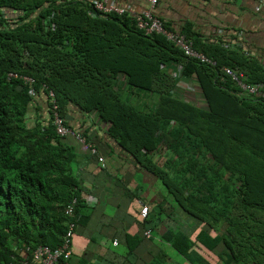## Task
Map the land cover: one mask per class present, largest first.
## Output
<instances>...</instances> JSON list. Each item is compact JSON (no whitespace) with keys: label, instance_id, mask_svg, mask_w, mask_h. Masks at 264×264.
<instances>
[{"label":"trees","instance_id":"16d2710c","mask_svg":"<svg viewBox=\"0 0 264 264\" xmlns=\"http://www.w3.org/2000/svg\"><path fill=\"white\" fill-rule=\"evenodd\" d=\"M182 32L214 63L189 58L164 35L138 28L134 17L99 11L92 2L0 0V264H20L22 251L30 258L39 245L55 248L68 223L85 225L90 213L81 194L90 189L80 184L73 148L49 121L28 124L31 84L7 80L8 72L31 76L36 91L45 84L66 119L71 105L83 113L81 123L94 114L134 162L149 164L170 200L158 201L157 218L143 225L153 229L161 219L179 218L180 210L189 213L190 230L163 233L188 261L209 264L200 256L206 251H198L205 246L219 249L228 264H264V98L240 94L223 67L263 88L264 68L234 48ZM122 76L132 95L157 93L152 111L140 97L136 104L125 99L117 85ZM180 78L198 82L206 107L175 93ZM155 150L166 159L152 162ZM203 222L208 228L192 239ZM141 234L125 233L136 239L126 243L129 250Z\"/></svg>","mask_w":264,"mask_h":264},{"label":"crops","instance_id":"0c3cea01","mask_svg":"<svg viewBox=\"0 0 264 264\" xmlns=\"http://www.w3.org/2000/svg\"><path fill=\"white\" fill-rule=\"evenodd\" d=\"M108 2L115 5L130 4L135 12L148 7L145 0ZM154 12L169 28L176 31L188 29L206 45L220 43L224 47L234 48L246 57L257 60L264 68V0H159ZM124 82V78L119 77L117 85L123 96L129 98L131 94ZM133 92L136 94V91ZM69 108L72 113L68 114L67 120L75 131L85 134L87 140L81 143L73 134H68L63 137V142L73 148L81 186L86 185L90 189L81 193L90 213L85 225L79 227L73 238L68 264H157L160 259H164L166 264H179L167 254L165 246H171L163 238V233L168 228L182 226L190 230L195 223L194 218L180 210L179 218L161 219L149 235L143 231L141 242L134 250H129L128 241L134 245L136 239L126 240L125 233L130 236L138 234L142 223L147 224L157 218L154 209L157 202L166 204L170 196L151 172L149 164L134 162V158L107 135L106 126L94 114H87L88 120L81 123L83 113L73 105ZM26 117L32 124L36 121L45 124L49 120V104L44 92L40 91L33 97L27 106ZM92 146H95L96 153H93ZM98 156L103 157L102 163L98 161ZM148 158L160 163L166 159V155L155 150ZM136 189L140 190V195L134 191ZM138 201L148 204L150 208L145 220L138 216ZM205 227L203 223L198 225L192 237ZM204 249L202 247V251ZM198 251H201V247ZM180 255L187 260L183 253ZM206 255L207 252L205 257L200 254L209 264H215L219 249L214 251L213 260ZM220 262L228 264L224 259Z\"/></svg>","mask_w":264,"mask_h":264},{"label":"built area","instance_id":"2783aa9c","mask_svg":"<svg viewBox=\"0 0 264 264\" xmlns=\"http://www.w3.org/2000/svg\"><path fill=\"white\" fill-rule=\"evenodd\" d=\"M148 3V9L144 10L140 14H136L130 4L126 5H115L109 3L108 0H93L92 3L94 7L102 12H116L118 14H132L135 16L137 26L144 30L146 33L157 32L164 34L169 40L180 46L184 52L192 57L198 58L204 62H212L203 53L198 52L192 48L191 42L186 40L184 35L176 33L175 31L168 30L164 27L163 23L155 16L152 9L158 4L159 0H145ZM223 70L232 77L233 80L237 81L249 94H254L259 91L256 85H250L242 82L239 76L231 70L229 67H224ZM16 76V74H13ZM53 96V93H49ZM53 124L56 127V131L60 135L66 134L69 130L64 125L63 118H61L57 112V105L53 100ZM73 203L75 202L72 200ZM72 211V206L70 205L67 212ZM146 211V208L143 209ZM74 223L70 222L66 230L63 239L55 248H50L48 245H39L35 250H33L32 256L27 260L23 261L22 264H67V259L71 254V237L73 235Z\"/></svg>","mask_w":264,"mask_h":264},{"label":"clouds","instance_id":"9594fccd","mask_svg":"<svg viewBox=\"0 0 264 264\" xmlns=\"http://www.w3.org/2000/svg\"><path fill=\"white\" fill-rule=\"evenodd\" d=\"M93 1V0H92ZM120 6V5H119ZM156 7V6H155ZM154 7V8H155ZM149 7H147V9H148ZM154 8L152 9V12H153V14L155 15V16H157L158 17V19L163 23V25H164V27L166 28V29H168V30H171V31H175L176 33H180V34H182V35H184V37L186 38V40H188V41H190L191 42V45H192V48L194 49V50H196V51H198V52H201V53H203L202 51H200V50H197V49H195L194 48V46H193V43H192V40H190L182 31H176V30H174V29H172V28H169V27H167L166 25H165V23L163 22V20L154 12ZM146 10V9H145ZM144 11V10H143ZM143 11H141V12H135L136 14H140V13H142ZM126 15H128V16H132V17H134V19H135V16L134 15H132V14H126ZM136 21V20H135ZM136 26H137V24H136ZM138 27V26H137ZM139 28V27H138ZM144 31V30H143ZM145 32V31H144ZM146 33V32H145ZM152 33H157V32H152ZM147 34H149V33H147ZM157 34H161V33H157ZM162 35H164V34H162ZM165 36V35H164ZM165 38L167 39V40H169L166 36H165ZM171 43H173L176 47H178L182 52H183V54L185 55V56H187V57H189V58H193V59H197V60H199V61H202V60H200V59H198V58H195V57H192V56H190V55H188V54H186L185 52H184V50L180 47V46H178L176 43H174V42H172L171 40H169ZM204 54V53H203ZM205 55V54H204ZM202 62H204V61H202ZM224 67H228V66H224ZM223 67V68H224ZM231 70H233L238 76H239V78H240V80L242 81V82H244V83H246V84H250V85H256L257 87H258V89H259V91L258 92H256V93H254V94H251V95H254V96H260V97H263L264 98V88H263V86H262V84H260L259 82H248V81H246L245 79H244V76H242V73H240L238 70H236V69H233V68H231V67H229ZM180 71H181V65H177V68L175 69V70H173L172 71V74H173V76H175V77H178L179 76V74H180ZM226 73V72H225ZM13 74H16V76H14ZM226 75H228L227 73H226ZM228 76H230V75H228ZM123 78H124V80H125V76H122ZM231 77V76H230ZM6 78H7V80H10V79H12V78H19V79H22V81L24 82V84H31L30 85V88L28 89V93H29V96H30V98H29V101H28V103H27V106H28V104L31 102V100L33 99V97L38 93V92H44L45 93V95H46V97H47V100H48V104H49V114H50V117H49V122L51 123V125L54 127V129H55V132H56V134H58L57 133V131H56V127H55V125L53 124V109H52V106H53V100H54V102L56 103V105H57V112H58V114H59V116L61 117V118H63V121H64V125L68 128V132L66 133V134H64V135H60V134H58V135H60L61 137H64V136H66V135H68V134H73L75 137H76V139L79 141V142H81V143H85L86 142V140H87V138L85 137V135H83L81 132H78V131H73V129H72V127H71V125L68 123V120L65 118V117H63L61 114H60V112H59V107H58V104H57V102H56V98H55V93L52 91V90H50V89H48V91L47 92H45L44 91V88H45V84H42L41 85V88L39 89V91H36V89L32 86V83L34 82V79L31 77V76H28V75H22V74H18L17 72H8L7 74H6ZM231 79H232V77H231ZM233 80V79H232ZM234 82H236L239 86H240V89L238 90V92L240 93V94H244V95H249V93L246 91V90H244V88L241 86V84H239L237 81H235V80H233ZM176 84H178V87L176 88V90H175V93L179 96V97H181L183 100H186V101H188V102H190V103H192V104H195L196 106H198V107H206V100H205V97H204V95H202V93H201V90H200V85L198 84V82L195 80V79H189L188 81H186L185 79H182V78H180V79H178L177 80V83ZM134 91H137V90H134ZM50 92H52L53 93V96H50ZM145 92H148V91H145ZM136 95H137V93H136ZM146 95H148L149 97H152L153 96V94H145L144 92L142 93V92H140V95H139V97H140V99H143L145 102H146V104H147V110L148 111H152L153 110V108L155 107V105H156V101L155 100H153L152 98H147L146 97ZM125 97V96H124ZM125 99L127 100V101H129V98L128 97H125ZM27 121V120H26ZM28 122V124L29 125H32V122H29V121H27ZM92 148V147H91ZM93 150V152H95V149H92ZM97 159H98V161L99 162H103V157L102 156H98L97 157ZM166 192V191H165ZM72 200H74L75 202L73 203V201ZM71 200V202L67 205V207H66V214H68V215H72L73 214V212H74V208H75V206H76V203H77V200H76V198L74 197L73 199ZM72 206V211L70 212V213H68L67 212V209H68V207L69 206ZM162 205H164V204H162ZM138 206H139V212H138V216L140 217V219L141 220H143V219H145V217H146V215H147V212H149V206H148V204H145V203H143L142 201H138ZM144 208H146V211H143V209ZM181 211H183V212H185L190 218H192L193 219V217L189 214V213H187L186 211H184V210H181ZM70 223V222H69ZM68 223V224H69ZM72 223H74V222H72ZM203 224L206 226V228H208V224H206L205 222H203ZM199 225H200V223H199ZM68 228V227H67ZM76 228H79L78 226H77V224L76 223H74V230H73V235H72V237H71V247H70V249H71V254H70V256H69V258L67 259V264H68V262H69V259H70V257H71V255H72V243H73V237L75 236V234L77 233L76 231H75V229ZM139 231H141V233H143V231H144V234L145 235H149V233L151 232V228H145L144 227V225H143V223H142V227L140 228V230ZM65 235V234H64ZM63 235V236H64ZM63 236H62V239H63ZM116 243V242H115ZM57 247V246H56ZM22 255H23V257H24V259L22 260V262L23 261H27L28 259H29V257L27 256V254H25L23 251H22ZM33 253V252H32ZM32 256V255H31ZM30 256V257H31ZM22 262L20 263V264H22ZM227 262V261H226Z\"/></svg>","mask_w":264,"mask_h":264},{"label":"rangeland","instance_id":"374dc122","mask_svg":"<svg viewBox=\"0 0 264 264\" xmlns=\"http://www.w3.org/2000/svg\"><path fill=\"white\" fill-rule=\"evenodd\" d=\"M134 90H136V89H134ZM133 90V91H134ZM131 91H129V94H131L130 93ZM139 92L140 91H138V94L136 95H129V100H130V102L131 103H137V100L139 101ZM142 93L144 92L145 94H153V96L152 97H149L148 95H146V97L147 98H152L153 100H155V101H157V93H155V92H145V91H141ZM75 237V236H74ZM73 237V238H74ZM192 239H194V237H191ZM203 248H206L205 246H202ZM165 248H166V250H168L167 251V254H169L170 256H171V259H172V261H174V262H179V264H190L189 263V261H187L185 258H183L181 255H180V253H178L176 250H174L172 247H167V246H165ZM208 254H209V256L211 257V260H213V253H214V251H215V249L213 250V251H210V252H208L209 250H207V249H204ZM197 252L196 251V249H194V250H192V251H189L190 253L191 252ZM202 251V250H201ZM200 251V252H201ZM200 252H199V254H200ZM223 259H224V261H226L227 260V256H224L223 258H221L220 259V257L218 258V260H217V262L215 263V264H222V262H220V261H223ZM197 260L196 259H194V262H196ZM228 262V261H227ZM225 263V262H224ZM171 264V263H170Z\"/></svg>","mask_w":264,"mask_h":264}]
</instances>
